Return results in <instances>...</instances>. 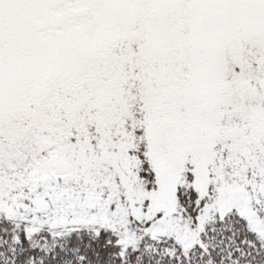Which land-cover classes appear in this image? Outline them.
I'll return each instance as SVG.
<instances>
[{"label":"snow or ice","instance_id":"snow-or-ice-1","mask_svg":"<svg viewBox=\"0 0 264 264\" xmlns=\"http://www.w3.org/2000/svg\"><path fill=\"white\" fill-rule=\"evenodd\" d=\"M0 264H264V0H0Z\"/></svg>","mask_w":264,"mask_h":264}]
</instances>
